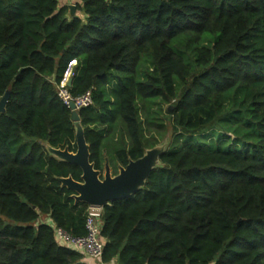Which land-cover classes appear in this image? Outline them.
<instances>
[{
	"label": "trees",
	"instance_id": "obj_1",
	"mask_svg": "<svg viewBox=\"0 0 264 264\" xmlns=\"http://www.w3.org/2000/svg\"><path fill=\"white\" fill-rule=\"evenodd\" d=\"M75 7L0 0V97L9 92L0 114V264H89L51 225L85 234L88 204L60 181H80L82 170L48 151L77 149L72 111L56 89L74 60L71 93L93 97L79 117L95 169L106 155L116 174L153 145L144 124L154 106L168 105L172 128L145 184L103 206L102 260L264 264V0Z\"/></svg>",
	"mask_w": 264,
	"mask_h": 264
},
{
	"label": "water",
	"instance_id": "obj_2",
	"mask_svg": "<svg viewBox=\"0 0 264 264\" xmlns=\"http://www.w3.org/2000/svg\"><path fill=\"white\" fill-rule=\"evenodd\" d=\"M69 7L70 13L74 14L76 11L75 4H71ZM69 69L70 66L66 73ZM71 83L72 78H69L67 81L68 86ZM8 97L9 92L0 97V114L5 111ZM69 109L72 111V120L76 128L77 149L72 152L67 148L57 149L48 146V151L58 159L78 165L82 170V174L80 181H76L70 176L60 178L62 185L74 191L73 196L76 201L94 206H104L138 191L145 184L150 171L158 165L159 156L164 149L145 151L141 157L130 160L125 166L119 165L116 174H112L107 160L103 171L95 169L89 159V145L84 137L79 111L75 108L74 103L70 104Z\"/></svg>",
	"mask_w": 264,
	"mask_h": 264
},
{
	"label": "built area",
	"instance_id": "obj_3",
	"mask_svg": "<svg viewBox=\"0 0 264 264\" xmlns=\"http://www.w3.org/2000/svg\"><path fill=\"white\" fill-rule=\"evenodd\" d=\"M68 77H63L57 84V95L64 105L68 108L74 103L75 108L79 111L82 107L93 104L91 90L74 95L71 93L67 84ZM102 208L103 206L88 205L84 222L85 234L73 236L63 228L51 223L54 229L56 241L63 246L79 251L87 257L102 260L104 251V241L101 238L102 225Z\"/></svg>",
	"mask_w": 264,
	"mask_h": 264
},
{
	"label": "rangeland",
	"instance_id": "obj_4",
	"mask_svg": "<svg viewBox=\"0 0 264 264\" xmlns=\"http://www.w3.org/2000/svg\"><path fill=\"white\" fill-rule=\"evenodd\" d=\"M74 61H71V63L69 64L70 69H71V65H73ZM68 66V67H69ZM74 67V66H73ZM68 69V68H67ZM69 71L64 74V77H68L67 79H69V75L72 76V71ZM67 71V70H66ZM141 105V104H140ZM160 107V106H158ZM168 107V105L162 104L161 105V109L159 110L157 108V106L152 108V115H153V119L150 120L149 124H144V132L147 135V137L151 138V142H153V145L149 148L146 149V151L149 150H162V149H166L171 141H172V128L171 125L169 124V122L166 120L164 113H165V109ZM156 111L159 112V114H156ZM141 118L143 121H145V119H147L143 109L141 110ZM160 121V122H158ZM120 127L118 126V128L113 130L115 139H117V137H120ZM209 140V139H208ZM105 158V157H104ZM111 159H113L112 157H110ZM112 172L114 173V167ZM118 172V170H117Z\"/></svg>",
	"mask_w": 264,
	"mask_h": 264
},
{
	"label": "crops",
	"instance_id": "obj_5",
	"mask_svg": "<svg viewBox=\"0 0 264 264\" xmlns=\"http://www.w3.org/2000/svg\"><path fill=\"white\" fill-rule=\"evenodd\" d=\"M60 3L70 6L71 4H75V0H60ZM75 64H76V61L74 60L73 65H71L70 71H72V68H73V66ZM69 77L72 78L70 75H69ZM106 160L108 161L109 166H110V170L112 172L113 167L115 168V162L113 160H109L107 158V156L105 155L104 167H105V161ZM103 170H104V168H103ZM118 170H119V166H118ZM112 174H113V172H112ZM83 257H84V260L87 261L89 264H117L115 260H112V261H109V262H104L103 260L93 259L91 257H87L86 255H83Z\"/></svg>",
	"mask_w": 264,
	"mask_h": 264
}]
</instances>
